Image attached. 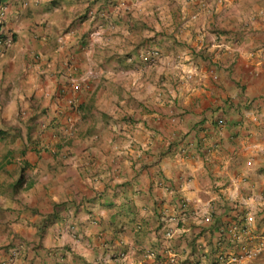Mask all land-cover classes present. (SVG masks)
<instances>
[{"label":"crops","instance_id":"0c3cea01","mask_svg":"<svg viewBox=\"0 0 264 264\" xmlns=\"http://www.w3.org/2000/svg\"><path fill=\"white\" fill-rule=\"evenodd\" d=\"M1 5L0 264H217L264 234V0Z\"/></svg>","mask_w":264,"mask_h":264},{"label":"built area","instance_id":"2783aa9c","mask_svg":"<svg viewBox=\"0 0 264 264\" xmlns=\"http://www.w3.org/2000/svg\"><path fill=\"white\" fill-rule=\"evenodd\" d=\"M25 5V3H24ZM5 6L1 5L0 6V18L4 17V11ZM92 16V12H90V17ZM4 43L9 44L10 40H5ZM158 53L157 52H151L150 56L143 57L144 61H150L153 58L157 57ZM71 101L68 102L69 105H71ZM69 128L68 131L72 132L73 131V123L70 122L69 120ZM253 224V216H248L245 219L244 226L241 227L239 225H230L225 227L221 233H228V234H234V240H238L239 238L237 237V232L240 231L241 233H247L248 230L251 228ZM167 236H171L170 233L166 234ZM253 245L248 246L247 243H242L241 248L239 251L230 253L228 255H218V263L217 264H246L248 262H252L255 259L261 257L264 254V234H258V235H253L250 237ZM149 255H153L152 252H149Z\"/></svg>","mask_w":264,"mask_h":264}]
</instances>
